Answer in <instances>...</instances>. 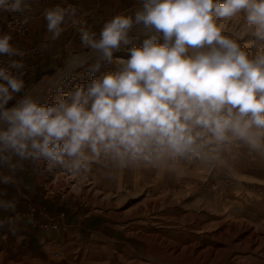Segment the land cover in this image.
Returning <instances> with one entry per match:
<instances>
[{"label": "clouds", "instance_id": "clouds-1", "mask_svg": "<svg viewBox=\"0 0 264 264\" xmlns=\"http://www.w3.org/2000/svg\"><path fill=\"white\" fill-rule=\"evenodd\" d=\"M28 8L27 0H0L6 12ZM77 11L44 12L51 39L79 24ZM241 13L254 55L218 23ZM11 39L0 35V55L10 58L0 67V184L14 185L25 163L73 176L93 165L182 176L184 166H223L244 153L264 162V0H142L134 16L106 21L98 38L81 28V44L96 57L75 64L88 65L92 78L52 104L28 95L9 106L24 88L12 70L25 66L11 59L25 56ZM124 49L129 58L115 55ZM114 60V70L102 71ZM15 207L0 199V209ZM5 223L15 231V218Z\"/></svg>", "mask_w": 264, "mask_h": 264}, {"label": "rangeland", "instance_id": "rangeland-1", "mask_svg": "<svg viewBox=\"0 0 264 264\" xmlns=\"http://www.w3.org/2000/svg\"><path fill=\"white\" fill-rule=\"evenodd\" d=\"M237 20L223 23V35L254 55V38L230 24ZM115 55L127 59L130 53L124 49ZM80 57L90 64L96 53L71 54L63 68L25 96L52 104L73 86H83L92 77L87 74L76 85L75 74L88 67H76ZM116 67L114 60L103 69ZM115 171L95 165L79 176L46 171L48 199L77 207L73 211L89 217L93 227L36 252L15 242L2 245L0 264H264V162L255 156L239 154L217 167L184 166L182 176Z\"/></svg>", "mask_w": 264, "mask_h": 264}, {"label": "crops", "instance_id": "crops-1", "mask_svg": "<svg viewBox=\"0 0 264 264\" xmlns=\"http://www.w3.org/2000/svg\"><path fill=\"white\" fill-rule=\"evenodd\" d=\"M27 2L29 8L17 12L23 24L21 32L9 30L7 23L10 13L0 10V35H10L12 46L25 52L22 58H11L22 59L25 66L16 74L23 79L24 88L20 93L13 94L14 99L9 102V106L29 93L41 79L56 74L64 67L71 54L91 51L81 44V28L94 32L98 38L104 23L113 16L118 14L134 16L142 7V0H27ZM57 6L75 7L78 10L79 24L72 25L68 22L62 25L64 31L58 39L53 40L51 33L47 31V22L43 14L47 9ZM0 59L10 58L0 55ZM87 74L89 73L86 69L76 73L74 76L76 85L80 83L78 79ZM59 80L57 77L54 79L56 83ZM3 171L7 174L6 169ZM15 180L14 185L0 184V199L16 202L14 212L0 209V220L12 217L16 221L15 231L10 230L7 223L0 226V247L15 242L27 251L36 252L43 249L46 243L56 244L71 236L80 237L89 231V227H93L88 221L89 217H81L73 209L60 206L48 199L45 193L46 171L43 164L39 170H35L31 164L25 163L24 170L16 173ZM63 211L66 215L59 219L58 229L41 227L42 221L57 217Z\"/></svg>", "mask_w": 264, "mask_h": 264}, {"label": "built area", "instance_id": "built-area-1", "mask_svg": "<svg viewBox=\"0 0 264 264\" xmlns=\"http://www.w3.org/2000/svg\"><path fill=\"white\" fill-rule=\"evenodd\" d=\"M10 13V19L8 20L7 26L10 31H16L21 32L23 29V24L20 21V17L17 12H9ZM9 62V59H0V67H6ZM13 74L16 75L18 73V70H12ZM64 202H61V205H63ZM77 207H73V210H76ZM66 215L65 211L61 212L57 217H52L50 219H46L40 223L41 227L44 229H52L56 230L59 228V219L64 218Z\"/></svg>", "mask_w": 264, "mask_h": 264}, {"label": "bare ground", "instance_id": "bare-ground-1", "mask_svg": "<svg viewBox=\"0 0 264 264\" xmlns=\"http://www.w3.org/2000/svg\"><path fill=\"white\" fill-rule=\"evenodd\" d=\"M237 18H239V20H237L236 22L235 21H233L232 23H230V24H232V25H236V28L238 27L239 28V30H241L242 32H246V25H245V19H244V15H243V13H241V14H239L238 16H236ZM235 17V18H236ZM242 19V20H241ZM221 22V21H220ZM227 22V24H228V21H222V23H226ZM103 71H104V69H103ZM75 86H73L70 90H72L73 88H74ZM67 92H69V90L67 91ZM107 170V169H106ZM61 171V170H60ZM120 170H116L115 172L116 173H118ZM107 172V171H106ZM105 172V173H106ZM58 173V172H57ZM61 173V172H60ZM55 174V173H54ZM103 174H104V172H103ZM56 175V174H55ZM61 175V174H60ZM107 175V174H106ZM111 176V175H110ZM110 176H109V178H110ZM61 177V176H60ZM106 177V176H105ZM78 178V177H77ZM102 179V178H101ZM83 180H84V178H83ZM102 181H103V179H102ZM106 182L108 183V181L106 180ZM220 224V223H219ZM222 224V223H221ZM220 224V225H221ZM239 258V257H238Z\"/></svg>", "mask_w": 264, "mask_h": 264}]
</instances>
